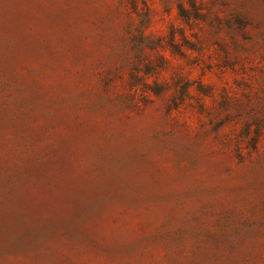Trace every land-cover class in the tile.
<instances>
[{"label": "rangeland", "instance_id": "1", "mask_svg": "<svg viewBox=\"0 0 264 264\" xmlns=\"http://www.w3.org/2000/svg\"><path fill=\"white\" fill-rule=\"evenodd\" d=\"M0 264H264V0H0Z\"/></svg>", "mask_w": 264, "mask_h": 264}]
</instances>
